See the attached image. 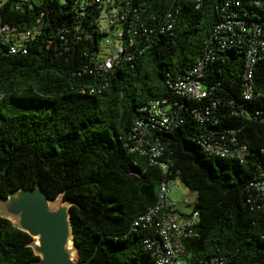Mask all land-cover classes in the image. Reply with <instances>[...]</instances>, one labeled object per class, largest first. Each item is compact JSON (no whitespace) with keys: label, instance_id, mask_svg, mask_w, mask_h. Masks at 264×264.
<instances>
[{"label":"trees","instance_id":"1","mask_svg":"<svg viewBox=\"0 0 264 264\" xmlns=\"http://www.w3.org/2000/svg\"><path fill=\"white\" fill-rule=\"evenodd\" d=\"M106 1L0 0V23L11 33L40 32L25 43L26 53L12 54L19 41L0 37V194L39 185L50 199L75 201L77 264H155L144 249L147 231L132 223L156 203L164 177L178 178L196 194L198 237L183 244L190 262L225 256L230 264H264V198L251 186L264 183V57L254 70L260 97L242 102L244 45L219 52L214 40L226 0H108L118 18L113 25ZM242 1L262 23L264 4ZM168 12L174 22L162 32ZM122 46L112 69H100ZM209 50L214 62L203 81L215 92L204 104L217 95L246 114L224 104L209 129L234 131L248 161L206 156L198 143L203 131L184 113L182 125L159 135L162 171L131 151L139 110L176 99L168 81ZM31 241L0 217V264L37 259Z\"/></svg>","mask_w":264,"mask_h":264},{"label":"built area","instance_id":"2","mask_svg":"<svg viewBox=\"0 0 264 264\" xmlns=\"http://www.w3.org/2000/svg\"><path fill=\"white\" fill-rule=\"evenodd\" d=\"M95 1L99 4L104 3V0ZM121 1L126 2L127 0ZM256 4L261 6L264 4V0H256ZM245 5H249V2L226 0L224 7L227 15L215 27L214 40L217 41L216 49L219 52H224L228 46L235 42L243 43L246 66L239 99L242 102H252L260 97V93L255 90L254 70L255 65L264 57V21L262 23L255 21L254 13H251ZM105 6L110 8L106 13V18L109 25H113L118 22V18L113 13L112 4L108 0ZM166 19V24L161 28L162 32L172 28L174 20L171 12H168ZM11 31L13 30L7 25L0 23V37L10 35L21 44L18 43L10 47L12 54L19 51L26 53L25 43L40 34L38 29L22 34H14ZM208 44L212 45V41H209ZM132 45L133 42L130 40L129 46ZM122 54H124L123 46L118 48L115 55L105 58L99 68L103 71L111 70L115 61ZM130 59V57H124V60ZM213 62L214 56L209 50L204 56L198 58L185 74L178 76L174 81H168L176 99L150 101L139 110L140 118L135 122L132 130V139L135 145L131 151L148 157L151 165L165 171L167 164L161 161L165 156V148L159 140V135L174 132L183 124V114L188 113L192 114L198 123V128L204 133L200 136L198 143L206 156L233 158L240 164L247 163L248 148L238 144L233 135L234 131L227 130L220 134L209 129L219 121V110L224 104L229 106L235 114L238 109L232 100L222 104V98L217 95L212 99V102L204 104V101L215 92L214 86L209 87L203 81V78L211 71ZM256 114L259 113L256 112ZM236 115L245 116L246 114L242 110ZM251 186L256 188L260 197L264 198V183H255ZM170 193L169 182L164 177L159 186L156 203L132 223L135 229L141 228L147 231L146 239L143 242L144 249L154 258L155 264H230L225 256L212 257L205 262H190L184 253L183 244L186 240L198 237L194 229L199 222V215L194 209L186 216L180 215L175 210V203L170 200Z\"/></svg>","mask_w":264,"mask_h":264},{"label":"water","instance_id":"3","mask_svg":"<svg viewBox=\"0 0 264 264\" xmlns=\"http://www.w3.org/2000/svg\"><path fill=\"white\" fill-rule=\"evenodd\" d=\"M75 205L64 200L63 194L50 199L39 185L0 194V217L32 239L28 246L37 259L26 264H77L70 220Z\"/></svg>","mask_w":264,"mask_h":264},{"label":"rangeland","instance_id":"4","mask_svg":"<svg viewBox=\"0 0 264 264\" xmlns=\"http://www.w3.org/2000/svg\"><path fill=\"white\" fill-rule=\"evenodd\" d=\"M169 187L171 189L170 200L175 203V210L182 215L191 213L196 200V194L190 192L178 178L171 180Z\"/></svg>","mask_w":264,"mask_h":264}]
</instances>
